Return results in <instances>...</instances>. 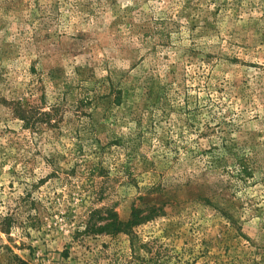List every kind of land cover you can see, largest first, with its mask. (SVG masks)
<instances>
[{
    "label": "rangeland",
    "instance_id": "obj_1",
    "mask_svg": "<svg viewBox=\"0 0 264 264\" xmlns=\"http://www.w3.org/2000/svg\"><path fill=\"white\" fill-rule=\"evenodd\" d=\"M134 208L154 214L88 230ZM14 255L264 264V0H0V264Z\"/></svg>",
    "mask_w": 264,
    "mask_h": 264
},
{
    "label": "trees",
    "instance_id": "obj_2",
    "mask_svg": "<svg viewBox=\"0 0 264 264\" xmlns=\"http://www.w3.org/2000/svg\"><path fill=\"white\" fill-rule=\"evenodd\" d=\"M13 111L18 118L24 121V125L26 127L30 126L29 122L35 124L37 121L48 120L51 116L50 111H38L37 116L35 113H30V110L26 107H23L22 103L19 101L12 102ZM32 116L35 117V120L32 119ZM35 121V122H34ZM148 212L145 215H140L139 209L134 208L131 212L129 219L126 221H122L117 219L111 211L108 209H94L91 211L87 223H89L88 230L94 233H106V234H115L118 232L125 231L126 229L132 227L133 225L142 222L143 220H147L150 218L152 214V209L148 208ZM12 264H31L27 260H23L19 258L17 255L12 257Z\"/></svg>",
    "mask_w": 264,
    "mask_h": 264
}]
</instances>
